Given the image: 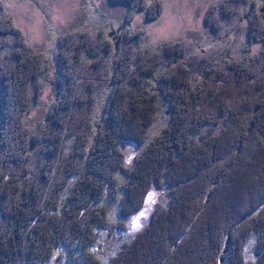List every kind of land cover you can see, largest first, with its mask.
<instances>
[{
    "label": "trees",
    "instance_id": "16d2710c",
    "mask_svg": "<svg viewBox=\"0 0 264 264\" xmlns=\"http://www.w3.org/2000/svg\"><path fill=\"white\" fill-rule=\"evenodd\" d=\"M109 1L126 4L129 21L139 12L153 20L163 10L160 1ZM247 4H213L204 24L220 32ZM5 17L0 264H102L94 249L100 230L126 229L123 221L144 207L153 189L164 191L166 205L157 206L110 264H222L225 250L223 264H264V15L255 11L248 29L259 50L225 66L213 54H189L181 41L157 52L141 48L145 31L130 24L112 61L109 39L68 32L57 43L54 99L35 129L22 112L44 91V54ZM83 53L99 59L85 62ZM160 72L164 92L153 94L144 81ZM111 78L96 128L99 94ZM160 97L171 119L150 138ZM128 143L141 148L133 167L126 164ZM255 235L250 261L244 248Z\"/></svg>",
    "mask_w": 264,
    "mask_h": 264
},
{
    "label": "rangeland",
    "instance_id": "374dc122",
    "mask_svg": "<svg viewBox=\"0 0 264 264\" xmlns=\"http://www.w3.org/2000/svg\"><path fill=\"white\" fill-rule=\"evenodd\" d=\"M150 1H160L162 3L163 10L158 18L149 20L144 12H139L129 21L126 4H114L109 0H0V17L12 16L17 26L25 33L27 42L33 50L44 54L43 59L46 69L41 76L45 84L44 91L34 101L29 110L22 112L27 127L35 129L47 115L48 108L52 104L54 99L52 87L57 70V43L59 38L68 32H88L94 36L109 39L112 43L109 52L110 61L118 59L121 55L123 50L121 34L125 30V26H129V24L132 29H143L145 31L141 48L157 52L162 45L170 40L181 41L189 47V54H213L220 66H225L228 60H239L248 53H255L259 50V43L248 41V29L255 11L264 15V0H248V4L240 9L236 19L226 23L225 28L217 33L204 24L203 18L211 5L222 0ZM112 33L113 35L109 37ZM82 59L91 63L99 58L83 53ZM174 63L168 64L166 69ZM161 73L148 76L144 81V84L146 83L153 94L161 95L164 92ZM112 81L113 78L109 79L99 94L96 128L102 123L100 116L106 104ZM2 93L0 89V126L4 112ZM162 100L165 101L163 97H160L158 101L160 109L156 113V120L150 127V138L160 135L162 129L171 119L170 107L165 105L166 102ZM223 123L225 127V122ZM31 147H33L32 143ZM124 152L126 154V164L133 167L141 148L128 143L124 147ZM166 201L164 191L153 189L144 207L123 221L126 229L117 228L105 233L100 230V243L94 249L101 263L110 264V258L121 249L122 244L133 240L137 233L148 224L157 206L163 203V205H166ZM205 204H208V201ZM111 207L112 209L115 208L114 206ZM219 231L217 230L213 236L218 237ZM194 237L196 238L197 235ZM259 239V236L255 235V239L253 238L244 248L250 261H254L255 247ZM230 241L228 239L227 244H230ZM225 255L223 263L226 262ZM56 264L67 263L60 260ZM72 264H74L73 261Z\"/></svg>",
    "mask_w": 264,
    "mask_h": 264
},
{
    "label": "water",
    "instance_id": "95a60500",
    "mask_svg": "<svg viewBox=\"0 0 264 264\" xmlns=\"http://www.w3.org/2000/svg\"><path fill=\"white\" fill-rule=\"evenodd\" d=\"M114 33V32H113ZM113 33L112 34H110V36L109 37H111L112 35H113ZM115 34V33H114ZM0 112H1V107H0ZM228 239L229 240H231V236L229 235V237H228ZM229 244V243H228ZM225 253H226V250L224 251V255H225ZM224 255L221 257V263H223V261H224Z\"/></svg>",
    "mask_w": 264,
    "mask_h": 264
}]
</instances>
